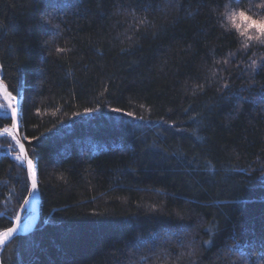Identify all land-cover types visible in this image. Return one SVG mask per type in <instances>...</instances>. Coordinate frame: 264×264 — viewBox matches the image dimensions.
I'll use <instances>...</instances> for the list:
<instances>
[{
  "label": "trees",
  "instance_id": "obj_1",
  "mask_svg": "<svg viewBox=\"0 0 264 264\" xmlns=\"http://www.w3.org/2000/svg\"><path fill=\"white\" fill-rule=\"evenodd\" d=\"M260 2L0 0V78L38 187L0 264H264V44L225 15ZM0 146L2 230L29 180Z\"/></svg>",
  "mask_w": 264,
  "mask_h": 264
},
{
  "label": "snow or ice",
  "instance_id": "obj_2",
  "mask_svg": "<svg viewBox=\"0 0 264 264\" xmlns=\"http://www.w3.org/2000/svg\"><path fill=\"white\" fill-rule=\"evenodd\" d=\"M258 7L264 9V0H261ZM225 15L230 25V29L235 30V32H238L241 37H245L249 42L255 39L259 43L264 44V40H261V37H264V17H259L254 19L253 16L248 15L245 11H233V10H228L225 13ZM250 32H255L256 35H249ZM244 46L247 47V44H245ZM57 51H63V49H57ZM224 63L227 64L228 61L225 60ZM261 64L264 65V61H262ZM250 67L253 72L258 71L257 61L253 60ZM225 87H227V85H225ZM0 95H2V98L5 101V103H0V111H4L5 114H7L10 111L12 118V128L15 129L17 108L19 107V102L17 101V104L15 106L13 105L12 102L17 98L13 96L10 91H8L6 85L2 80H0ZM92 111H94V109H90V108L85 109V113H89ZM112 111L120 112L121 109H112ZM125 115L133 116V113L129 112L126 113ZM140 119L143 118L141 117ZM5 135L11 137V139L14 140L15 143L19 146L21 155H18L16 159L21 160V163H23L24 159H27V153L25 152L24 144L21 143L20 140L17 139L16 136L12 134V131L8 128H4L3 132H0V136H5ZM197 139L199 140L202 138L197 137ZM27 165H28L29 175L32 177V190L29 193V195H34L37 188V182L35 178V167L31 159H27ZM27 203L28 201L25 200V204ZM21 207H23V205ZM19 221H20V216L19 214H17L15 217V223H13L11 227H5L2 230H0V246H4L6 242L12 239L13 234L18 231ZM187 255L189 257L194 256L195 250L194 249L189 250ZM259 260L264 261V254L259 256Z\"/></svg>",
  "mask_w": 264,
  "mask_h": 264
},
{
  "label": "water",
  "instance_id": "obj_3",
  "mask_svg": "<svg viewBox=\"0 0 264 264\" xmlns=\"http://www.w3.org/2000/svg\"><path fill=\"white\" fill-rule=\"evenodd\" d=\"M0 80H2V79L0 78ZM4 84H5V83H4ZM4 102H5V101H4ZM15 105H16V104H15ZM15 105H14V106H15ZM7 117L11 120L10 128H11V130H12L13 135H15L16 138L19 139L21 143H23V142H22V137H21V135H20V133H19V107L17 108V118H16V127H15V129L12 128V118H11V113H10V111L8 112ZM3 130H4V129L0 130V132H3ZM25 152H26V149H25ZM26 153H27V152H26ZM22 158H23V157H22ZM27 159H30L29 156H28V154H27ZM27 159H24L23 164H24V167H25V169H26L27 177H28V180H29V190H28V193H27V195L25 196V198H24V200H23V202H22V204H21V206L23 205V207L20 206L19 210L17 211V214H19V216H20L19 228H18V231H17L16 233L13 234V237L16 236V235H18V234H22V233L28 231L29 229H31V227H32L33 225H35V223H36V219H37V211H36L32 226H31L30 228H28L27 230H21V226H20V224H21V217H22L23 211H24V209L26 208L27 204L29 203V201L31 200V198H32L34 195L37 197V209H38V187L36 188V191H35V194H34V195H29V193H30L31 190H32V178L30 177L29 172H28ZM35 178H36V174H35ZM36 182H37V180H36ZM25 200L28 201L27 204H25ZM17 214H16V215H17ZM13 223H15V219H14ZM13 237H12V238H13ZM6 243H7V242H6ZM1 247H2V246H0V248H1Z\"/></svg>",
  "mask_w": 264,
  "mask_h": 264
},
{
  "label": "rangeland",
  "instance_id": "obj_4",
  "mask_svg": "<svg viewBox=\"0 0 264 264\" xmlns=\"http://www.w3.org/2000/svg\"><path fill=\"white\" fill-rule=\"evenodd\" d=\"M0 103H5L3 98H2V95H0ZM12 103H13V105L17 104V99L14 100ZM0 112L1 113H5L4 111H0ZM8 129L11 130L10 127H8ZM7 137H9V136H7ZM9 138L11 139V137H9ZM11 141L13 142L15 148L17 149V153H12L13 154V158L16 159V157L18 155H21L20 149H19V146L15 143L14 140L11 139ZM1 150H2V148L0 146V151ZM7 150L10 152L11 148L7 147ZM16 160H18V159H16ZM18 161L21 162V160H18ZM36 211H37V206L35 207L33 205V203L31 202V200H30L29 203L26 206V214H25V216H24V218H23V220H22V222L20 224L22 230H27L28 228H30L32 226Z\"/></svg>",
  "mask_w": 264,
  "mask_h": 264
},
{
  "label": "bare ground",
  "instance_id": "obj_5",
  "mask_svg": "<svg viewBox=\"0 0 264 264\" xmlns=\"http://www.w3.org/2000/svg\"><path fill=\"white\" fill-rule=\"evenodd\" d=\"M31 177V176H30ZM32 178V177H31ZM31 202L33 203V205L36 207L37 206V197L34 195L32 198H31Z\"/></svg>",
  "mask_w": 264,
  "mask_h": 264
}]
</instances>
